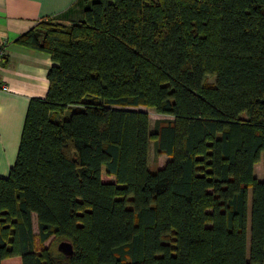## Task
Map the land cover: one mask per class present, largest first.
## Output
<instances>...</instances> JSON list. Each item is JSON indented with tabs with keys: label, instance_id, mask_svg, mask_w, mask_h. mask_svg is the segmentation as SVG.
I'll return each instance as SVG.
<instances>
[{
	"label": "trees",
	"instance_id": "16d2710c",
	"mask_svg": "<svg viewBox=\"0 0 264 264\" xmlns=\"http://www.w3.org/2000/svg\"><path fill=\"white\" fill-rule=\"evenodd\" d=\"M81 1L17 38L54 63L0 175V264H264V0Z\"/></svg>",
	"mask_w": 264,
	"mask_h": 264
},
{
	"label": "crops",
	"instance_id": "0c3cea01",
	"mask_svg": "<svg viewBox=\"0 0 264 264\" xmlns=\"http://www.w3.org/2000/svg\"><path fill=\"white\" fill-rule=\"evenodd\" d=\"M81 0H0V40L6 57L0 66V175L7 176L19 149L30 100L44 97L49 88L50 53L21 44L17 38L39 22L79 21ZM6 84L7 90L1 89Z\"/></svg>",
	"mask_w": 264,
	"mask_h": 264
},
{
	"label": "rangeland",
	"instance_id": "374dc122",
	"mask_svg": "<svg viewBox=\"0 0 264 264\" xmlns=\"http://www.w3.org/2000/svg\"><path fill=\"white\" fill-rule=\"evenodd\" d=\"M206 82L209 84H213L215 82V77L212 75H208L206 77ZM139 108L148 111L150 119H151V129L155 128L157 121H166V120L172 119V116L167 115V114L158 113L152 107L139 106ZM72 110L73 108L67 109L65 111V115H69ZM168 159H169V156L167 154H163V153L161 154L158 152L157 147H156V142L154 140H151L150 152H149V167L154 170L158 169L162 167L167 162ZM254 172H255V176L258 179H262V178L264 179V164L262 160L258 161L255 164ZM33 226H34L35 233L37 234L38 226H37V217L35 214L33 216ZM61 240L63 239H60L57 236L52 235L46 242H44V246L51 248V250L55 254H57L60 252L58 249V244L60 243ZM41 245L42 243L38 242L37 248L40 249ZM1 264H22V260L20 256H14V257L4 259Z\"/></svg>",
	"mask_w": 264,
	"mask_h": 264
},
{
	"label": "water",
	"instance_id": "95a60500",
	"mask_svg": "<svg viewBox=\"0 0 264 264\" xmlns=\"http://www.w3.org/2000/svg\"><path fill=\"white\" fill-rule=\"evenodd\" d=\"M58 249L67 256H70L74 253V245L70 239H63L58 244Z\"/></svg>",
	"mask_w": 264,
	"mask_h": 264
},
{
	"label": "built area",
	"instance_id": "2783aa9c",
	"mask_svg": "<svg viewBox=\"0 0 264 264\" xmlns=\"http://www.w3.org/2000/svg\"><path fill=\"white\" fill-rule=\"evenodd\" d=\"M7 51H6V42L4 40H0V66L2 64V61L6 57ZM1 89L7 90L8 86L6 84L1 85Z\"/></svg>",
	"mask_w": 264,
	"mask_h": 264
}]
</instances>
